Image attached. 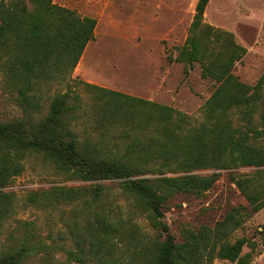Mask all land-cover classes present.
Segmentation results:
<instances>
[{"label":"trees","instance_id":"1","mask_svg":"<svg viewBox=\"0 0 264 264\" xmlns=\"http://www.w3.org/2000/svg\"><path fill=\"white\" fill-rule=\"evenodd\" d=\"M207 4L197 1L186 40L174 59L168 57L184 64L185 73L198 64L201 77L216 84L195 126L171 107L90 84H84L93 99L89 108L78 105L77 95L73 104L68 93L57 95L35 123L31 115L41 110L40 88L62 82L76 68L94 39L96 21L53 0L1 1L0 77L16 94L25 120L0 122V226L19 208L31 207L58 212L63 229L48 244L33 222L20 221L13 231L18 238L11 232L0 250V264H34L39 258L51 264L58 253L69 264H249V255L242 256L247 240L230 241L242 224L236 208L213 227L185 229L180 240L162 221L169 196L201 197L214 186L217 175L195 174L200 170L257 169L231 180L254 212L264 210V73L253 86L234 75L246 50L232 33L203 22ZM82 117L97 123V142L80 140L74 131ZM112 137V150L102 149ZM31 157H41L69 181H121L135 212L160 234L147 239L130 219L106 211L100 185L52 187L20 201L3 192ZM146 175L157 178L138 179Z\"/></svg>","mask_w":264,"mask_h":264},{"label":"rangeland","instance_id":"2","mask_svg":"<svg viewBox=\"0 0 264 264\" xmlns=\"http://www.w3.org/2000/svg\"><path fill=\"white\" fill-rule=\"evenodd\" d=\"M8 1V0H0ZM198 0H53L57 6L76 12L80 17L96 21L94 39L88 43L78 65L62 82L40 88L39 113L31 115L35 123L44 118L51 100L65 93L78 96V105L87 109L93 103L84 84L119 92L142 100L168 106L183 114L192 125L203 121L202 107L211 97L216 84L201 77L195 64L185 73L184 64L170 62L187 38ZM203 22L233 34L235 42L246 50L233 73L253 86L264 73V0H208ZM25 120L16 94L9 92L0 77V122ZM97 123L79 118L74 131L80 140L97 142L94 128ZM113 148V137L102 149ZM264 171V169H262ZM255 168L234 170H200L201 176L217 175L214 186L201 197L176 193L162 206V221L170 233L180 240L185 229L213 227L231 210L237 209L241 227L233 232L230 241L245 238L242 256L249 255V264H264V210L254 212L237 190L231 178L253 174ZM146 175L138 179L153 180ZM119 180L96 182L69 181L58 175L53 166L41 157H31L24 164L23 173L15 177L3 192H11L17 200L31 192L52 187H89L100 185L102 204L118 219L128 220L137 227L139 235L147 239L157 236L143 214L135 212L132 199L123 194ZM69 207L64 208L65 216ZM64 216V218H65ZM20 221L33 222L41 237L49 244L63 229L58 212L40 211L31 207L19 208L16 215L0 226V250L6 248L8 236ZM14 234V233H13ZM14 238H18L15 233ZM163 239V235L159 236ZM13 241V240H12ZM68 247V241H59ZM51 264H69L58 253ZM34 264H42L40 258ZM213 264H236L215 260Z\"/></svg>","mask_w":264,"mask_h":264}]
</instances>
